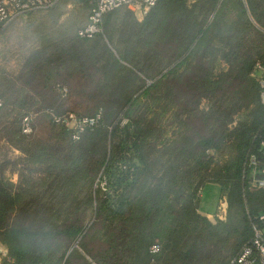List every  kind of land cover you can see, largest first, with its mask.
I'll return each instance as SVG.
<instances>
[{
    "label": "trees",
    "instance_id": "1",
    "mask_svg": "<svg viewBox=\"0 0 264 264\" xmlns=\"http://www.w3.org/2000/svg\"><path fill=\"white\" fill-rule=\"evenodd\" d=\"M62 1L21 19L49 13ZM188 1L157 0L141 21H135L126 45L116 46L114 58L101 42L124 8L104 14L101 32L84 39L77 31L87 24L92 2L80 0L87 15L75 35L83 43L80 53L85 58L68 61L58 70L81 73L96 66L95 57L109 55L112 60L107 56L102 67L107 80L69 93L102 104L92 114L76 115L91 116L102 109L103 117L74 141L72 130L54 124L45 110L65 113L42 107L21 116L17 139L30 136L21 133V122L33 114L32 128L42 116L66 143L57 150L50 143L30 141L18 146V160L0 162V246L7 249L9 264H229L249 243L252 222L264 213V190L248 192L243 180L246 157L264 133V106L254 75L255 65H264V34L254 30L260 42L255 44V39L249 46L250 22L240 0H223L218 8L210 0L209 9L217 14L203 26L202 16ZM259 1L264 7V0ZM229 3L238 13L226 23L223 10ZM249 3L256 12L253 0ZM262 12L256 15L264 28ZM120 17L129 20L127 13ZM141 52L147 54L148 66L135 58L134 53ZM48 76L54 77V70ZM146 80L151 84L146 86ZM222 97L224 106L215 110L213 104ZM203 101L207 107L202 108ZM108 109L112 116L106 121ZM172 112L165 130L153 133L150 125ZM120 114L126 123L114 124ZM150 136L157 139L152 146ZM151 150L169 158L157 170L149 160ZM260 159L264 166V157ZM96 180L105 182V190ZM207 184L217 185L227 202L225 219L214 224L198 213L199 194ZM103 214L111 229L102 252H86L91 262L78 250L68 252L74 239H85ZM94 219L84 234L85 223ZM155 240L161 248L152 253ZM61 245L65 250L55 255ZM210 248L229 254L211 251L209 258H198Z\"/></svg>",
    "mask_w": 264,
    "mask_h": 264
},
{
    "label": "rangeland",
    "instance_id": "2",
    "mask_svg": "<svg viewBox=\"0 0 264 264\" xmlns=\"http://www.w3.org/2000/svg\"><path fill=\"white\" fill-rule=\"evenodd\" d=\"M209 1L210 0H194V4L192 0L188 1L189 6L194 7L193 10L195 14L199 17L202 16L199 19L200 26L212 22L214 16L217 14V11L209 9ZM212 1L217 2L218 8L223 0ZM240 2L246 11L245 17L247 16L246 18H248L250 22L249 31L247 32V43L251 46L256 39L253 35L254 30L264 34V28L257 22L256 15V12L263 13L264 7L259 0H253V3L257 6L256 12H253L250 3L248 4V0H240ZM79 3L80 0L78 3L74 0H63L57 8L50 11L51 13H37L30 20L19 19L17 21H12L2 28V30L4 29L5 31L3 32V36L1 35L2 38L0 40V98L4 106L0 112V162L3 160H18V158L21 157L18 146L22 144L24 146L30 141L31 143H50L51 146L57 148V150L65 146L66 140L62 141L58 137V130L53 128L47 119L42 116H39L34 121L32 133L28 138H25V140L17 139L15 133L19 128V121L23 113L28 109L30 111L43 107L45 109L51 108L58 113L89 115L96 109L101 108L102 104L97 100H87L90 98L81 100L74 96L72 97L69 93L72 92V89L76 90V88L78 89L81 87L85 89L89 88L90 85L94 86V81L96 80H107L108 77L103 72L102 67L103 62H106L109 57L108 54V57L106 55L95 57L94 59L98 63L96 62V66H92L89 69L86 68L84 72H81L83 75L81 73H70L69 71L64 72L60 69L58 70L60 66L67 64L68 61L73 62L79 60V58L81 60L85 58V56L80 53L84 50L82 49L83 43L80 42L75 35L77 26L83 24L85 16L87 15V9L81 6L82 3L80 5ZM205 9H207L206 14L202 15ZM223 11L225 12L223 13L224 22L229 23L236 19L238 11L232 3H229ZM124 13H127L129 20L120 17L123 16ZM141 19V17L131 10L124 8L121 9L119 15L112 20V32L108 36L105 34L101 42L104 44L103 46L110 49L112 57L117 58L115 51L116 46L120 44L123 45L122 43L126 45V40L128 39L127 33H131L133 28H135V21H141ZM259 42L258 39L255 40V44L259 45ZM262 42H264V40ZM146 55V53L142 52L134 53L136 59H144L145 64L148 66L149 58L147 57L146 59ZM110 60L112 59L110 58ZM121 63L122 65L128 64L124 61ZM53 70L54 77L48 76ZM47 76L49 79H47ZM148 84H151V81L146 80V86ZM58 85L61 88H66V96L63 97L60 91H57ZM96 96L100 97V95ZM94 98H96L95 95ZM166 100L167 99H165V101ZM217 102L218 103L213 104V107L216 108L215 110L222 108L226 101L225 98L222 97V100ZM104 103L108 104L107 102ZM200 105H202V108L208 106L205 101ZM106 111V121H108L112 115L109 109ZM172 116H174L173 112L169 116L164 114L154 126L150 125L154 128L153 133H157V135L162 133L168 122L171 121ZM115 119L118 120H115L114 124L119 123L123 125L126 123L122 114ZM147 142L150 146L154 145L157 142L156 136H150ZM107 151V153H109V146ZM154 151L156 150H151L149 152V160L153 162V164H157L155 165L156 168H154V170H157L162 164L167 162L169 158L167 156L159 158L158 154H155ZM8 174V177L15 181L16 176L11 173ZM100 174L98 177L101 176ZM95 183L96 186L105 190L104 181L99 183V180H96ZM199 196L200 209L208 210L210 213L214 214L220 198L218 186L214 184L205 185ZM93 221H95V219L85 223L83 230L84 234L88 231ZM103 221L110 223V220L106 219L103 214V216H100L99 224H95V227H93L94 229L89 231V235L85 239H82V236L80 239H74L72 244L68 246L67 251L70 252L72 249L78 250L91 262L86 252L93 254L101 253V249L107 245L108 240L106 239H108L110 235L109 230L111 226L105 224ZM156 244L161 248V244L158 240H155L154 245ZM61 247H63V245L60 246L59 252L55 253V255L59 256V254L65 250V246L64 248ZM211 251L215 252V254H223V256L229 254V251L225 253L222 251L219 252L218 248H210L204 251L205 253H201L198 258H209V255L211 256ZM223 256L221 255V258ZM187 258L188 257L184 259ZM115 264H126V260L123 262L115 261ZM191 264H194V262Z\"/></svg>",
    "mask_w": 264,
    "mask_h": 264
},
{
    "label": "built area",
    "instance_id": "3",
    "mask_svg": "<svg viewBox=\"0 0 264 264\" xmlns=\"http://www.w3.org/2000/svg\"><path fill=\"white\" fill-rule=\"evenodd\" d=\"M61 0H0V28H4L12 21L27 18L30 14L47 10ZM92 6L88 16L87 24L77 31V36L91 39L101 32V19L104 14L118 8H127L143 17L149 8L153 7L157 0H91ZM254 75L260 88V100L264 106V65L257 63L254 67ZM62 96H66V88L59 89ZM2 103L0 101V108ZM52 122L72 130V140L78 141L86 131L95 128L102 120L103 111L99 109L91 116H79L74 113L57 115L51 110H45ZM33 114L23 117L21 122V133L30 135L32 133L31 122ZM261 157H264V133L259 136L257 149L248 153L245 164L243 180L248 192L264 190V166ZM227 202L220 197L211 222L224 220L226 217ZM252 238L239 254L229 264H264V213L256 216L252 222ZM157 245L150 247V252L156 253ZM11 258L6 248L0 246V264H9Z\"/></svg>",
    "mask_w": 264,
    "mask_h": 264
},
{
    "label": "crops",
    "instance_id": "4",
    "mask_svg": "<svg viewBox=\"0 0 264 264\" xmlns=\"http://www.w3.org/2000/svg\"><path fill=\"white\" fill-rule=\"evenodd\" d=\"M140 17V16H139ZM141 18H143V17H141ZM19 20V19H18ZM17 21V20H16ZM1 28H0V32H1ZM3 36V33H0V40H1V38H2V36ZM219 188V187H218ZM220 190V189H219ZM198 213L201 215V216H203V217H205L210 223H212V224H214V222H211V219H213V216H214V214H212V213H210V211H208V210H201L200 209V207H199V210H198Z\"/></svg>",
    "mask_w": 264,
    "mask_h": 264
}]
</instances>
